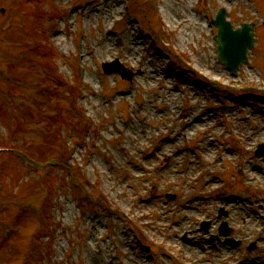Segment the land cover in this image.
Wrapping results in <instances>:
<instances>
[{"label": "rangeland", "instance_id": "1", "mask_svg": "<svg viewBox=\"0 0 264 264\" xmlns=\"http://www.w3.org/2000/svg\"><path fill=\"white\" fill-rule=\"evenodd\" d=\"M133 1L0 0V145L34 158L51 148L72 170L54 169L44 239L31 241L39 213L18 220L19 205L1 206L0 264H264V2ZM220 8L234 27L254 26L234 75L217 59ZM23 20L45 37L38 55L26 53ZM5 54L25 67L13 73ZM115 59L129 80L103 72ZM60 112L78 122L66 150L44 120ZM194 116L205 119L189 125ZM34 248L38 262L25 261Z\"/></svg>", "mask_w": 264, "mask_h": 264}, {"label": "trees", "instance_id": "2", "mask_svg": "<svg viewBox=\"0 0 264 264\" xmlns=\"http://www.w3.org/2000/svg\"><path fill=\"white\" fill-rule=\"evenodd\" d=\"M138 2L141 5L145 4L146 6L150 4V7H153L152 1L149 2V0H143V1L138 0ZM136 3L137 0H134L133 4ZM19 5L22 7L23 12H25V17H26L27 9H29V7L25 8L24 7L25 4H20V2ZM145 6H141V8H145ZM35 9L36 8L32 9V16H35V11H36ZM45 14L49 15L48 12H45ZM23 23L27 37L29 38L31 43H34V48H31L29 46L28 49L27 48L28 45L27 44L25 45V47L27 48L26 53L31 54L33 56L38 55L45 37L44 36L39 37L40 34L37 33L39 31L37 28H36L37 31H33V29L30 30L27 27H25L26 26L25 20H23ZM3 60L13 65V67H11L12 71H14L13 73H17V70L19 68L25 67L22 66L24 60L22 61L19 56L18 58L17 56H15L11 59L7 54H5L3 56ZM45 70L46 72H49L47 68H45ZM45 80L47 82L52 81L47 77H45ZM45 80L43 79V82H45ZM1 110H0V115H1ZM44 120L51 122L53 124L52 127L47 125L48 129L50 131L52 130L51 142H54V145H56L55 141L56 140L58 141L61 137L62 147L64 150H66L64 134L66 131H71L72 129L75 130L76 125L78 124V122L75 120V117L69 113L65 115L62 112H60V114L58 113L53 116L46 115ZM61 131H62V135H60ZM0 148L6 149V150H0V219L4 213V209H2L1 206H3L6 203L12 202L16 205H25L27 207V212L31 211L30 212L31 214H35L37 211L36 202H40L41 203L40 211H39L40 228L38 229V232L43 229L46 230L49 224V213H48L49 207H51L49 202L51 200V197H53L54 195V190H55L54 186L56 182L55 178L56 176H58L55 173L54 169L60 166L63 169H66L65 171L68 172V175H71L72 174L71 166L65 162L64 163L59 162L58 161V159H60L59 157L52 156L51 148H45V147L44 149L39 148V154L41 157H35V158L29 155L28 151L16 147L15 144H1ZM19 149L21 150L23 157H21L20 154L15 155L14 151ZM22 151H24L25 153ZM22 160L26 162L29 161L30 163H33V165H35L36 167L43 166L45 171L39 174L35 173V175L28 174L25 177L26 169H23V166L21 164ZM40 178H42V181L45 182L43 185H41L42 181L40 184H38L39 182L37 180ZM14 186H16L15 191H13ZM2 191H4L6 194H4ZM0 225L3 226L1 230L3 232L2 238H4L6 230L8 228L6 227V224H3L1 222ZM7 235L9 236V231L6 234L5 239H7ZM44 236H45L44 234L39 235V233H36L33 237L32 243L38 242L39 240L43 239ZM30 252L32 254L34 253V256H30L28 252L29 257L26 256L25 261L29 259L31 261L38 262L37 257H39L38 255L40 252L35 248L32 249ZM26 264H30V262L28 261Z\"/></svg>", "mask_w": 264, "mask_h": 264}, {"label": "water", "instance_id": "3", "mask_svg": "<svg viewBox=\"0 0 264 264\" xmlns=\"http://www.w3.org/2000/svg\"><path fill=\"white\" fill-rule=\"evenodd\" d=\"M212 23L217 25L218 33L216 37L218 59L222 61L225 66L235 73L241 63L246 60L248 48L253 46V27L251 24H244L243 27L233 29L231 23L226 19L224 9H220L216 18ZM105 72H119L122 77L130 78V71H126L124 67L115 59L112 62L103 64ZM264 146L260 145L257 153H262ZM220 228V232L227 234L226 229Z\"/></svg>", "mask_w": 264, "mask_h": 264}, {"label": "bare ground", "instance_id": "4", "mask_svg": "<svg viewBox=\"0 0 264 264\" xmlns=\"http://www.w3.org/2000/svg\"><path fill=\"white\" fill-rule=\"evenodd\" d=\"M181 22H182V20H181ZM139 23V22H138ZM139 25V24H138ZM254 38V42H253V46L255 45V41H256V36L255 37H253ZM134 40L132 39V43H135V42H133ZM108 42L110 43V40L108 39ZM131 45V44H130ZM137 44H134V45H132V47L131 48H133L130 52H134L135 50H136V46ZM252 46V47H253ZM252 47L251 48H248V50H247V54H246V60H244L243 62H245V61H247L248 60V53H249V51L252 49ZM218 50V49H217ZM118 60V59H117ZM110 62V61H109ZM119 62V61H118ZM242 62V63H243ZM120 63V62H119ZM241 63V64H242ZM121 64V63H120ZM125 68V67H124ZM144 71H146V73H145V75H147L148 77H152V76H154V73H155V71H152V70H150V69H146V70H144ZM111 73V72H110ZM187 118V117H186ZM204 117H202L201 118V116H194L193 118H191V119H188L189 121V125H192V124H194V121H201V122H203L204 121ZM209 144H213V142H209ZM233 201V200H232Z\"/></svg>", "mask_w": 264, "mask_h": 264}]
</instances>
